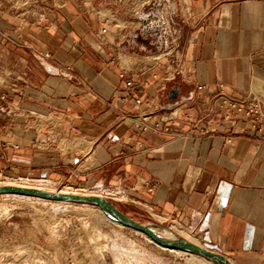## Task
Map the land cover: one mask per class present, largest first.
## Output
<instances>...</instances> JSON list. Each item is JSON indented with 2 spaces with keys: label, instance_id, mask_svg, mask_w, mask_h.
<instances>
[{
  "label": "crops",
  "instance_id": "obj_1",
  "mask_svg": "<svg viewBox=\"0 0 264 264\" xmlns=\"http://www.w3.org/2000/svg\"><path fill=\"white\" fill-rule=\"evenodd\" d=\"M102 3L0 0V173L93 186L232 264H264V137L236 121L193 129L221 121L207 113L220 91L264 100V0H187L180 51L139 64L121 45L139 31L148 46L155 26ZM144 113L176 135L143 131Z\"/></svg>",
  "mask_w": 264,
  "mask_h": 264
},
{
  "label": "rangeland",
  "instance_id": "obj_2",
  "mask_svg": "<svg viewBox=\"0 0 264 264\" xmlns=\"http://www.w3.org/2000/svg\"><path fill=\"white\" fill-rule=\"evenodd\" d=\"M124 1L126 3L123 5L122 0H103L102 5L109 9L113 7L118 12V15L114 16L121 23L124 21L121 15H125L137 26L144 23L147 29L155 26L152 31L154 37L148 46L140 42L144 38L139 31L136 34L140 40L131 39L121 45L122 49H130L132 63L139 64V59L148 62L150 59L146 60V57L166 62L170 56L180 51L183 44L179 45L178 49L175 45L177 39L183 43L187 36L188 27L183 21V15H186L187 11L182 7L187 0ZM160 19L166 24L161 27L157 26L158 23L154 25L153 21ZM174 29L177 32H174ZM9 182L42 186L55 191L73 188L84 195L105 196L93 186L61 180H31L0 173V183ZM122 200L125 199L121 201L111 199L120 210L135 220L158 224L174 233L178 232L196 239L177 223L151 216L140 207L128 205ZM145 236L112 221L94 204L82 202L56 204L34 197L0 194V264L214 263L191 253L162 248Z\"/></svg>",
  "mask_w": 264,
  "mask_h": 264
},
{
  "label": "water",
  "instance_id": "obj_3",
  "mask_svg": "<svg viewBox=\"0 0 264 264\" xmlns=\"http://www.w3.org/2000/svg\"><path fill=\"white\" fill-rule=\"evenodd\" d=\"M178 88L174 87L170 94L176 95ZM0 194L20 195L34 197L38 199L59 201V202H82L98 206L102 213L112 221L145 234L158 246L165 249L177 250L187 253H193L205 259L213 261L215 264H232L223 254L215 252L208 248L201 247L181 235L174 233L168 228L154 223H141L118 208V206L108 197L103 195H75L60 192L40 190L36 188H27L19 186H0ZM161 231H169L172 236H163Z\"/></svg>",
  "mask_w": 264,
  "mask_h": 264
},
{
  "label": "built area",
  "instance_id": "obj_4",
  "mask_svg": "<svg viewBox=\"0 0 264 264\" xmlns=\"http://www.w3.org/2000/svg\"><path fill=\"white\" fill-rule=\"evenodd\" d=\"M162 17V15H160ZM157 26L161 27L164 23L162 19L157 21ZM168 30V29H167ZM107 30L104 29L103 33ZM182 70V62H178L176 65V72L173 75V79L176 75L180 74ZM121 77H125V74H121ZM157 77V75H155ZM163 86L165 83L162 84ZM126 87L130 91H135L140 86L136 85L132 78L126 79ZM197 89H204L203 85L196 86ZM134 105H141L143 100L142 97L133 98ZM209 108L207 113L221 114L222 119L220 122L215 124L211 119H199L197 123L193 126L194 130H197L199 134H207L211 132L213 127L217 126L219 128H224L226 124L230 122H243L244 126L242 128L243 132H249L253 134H259L264 137V100L258 99L252 96H242L237 97L220 91L218 94L213 96L212 100L209 102ZM135 123L142 127L143 131H154L165 135H176V133L166 125L160 122L152 123L149 121V115L139 114L133 117ZM231 142V140H229ZM149 184H147L148 186ZM154 185H150L149 189L152 191Z\"/></svg>",
  "mask_w": 264,
  "mask_h": 264
},
{
  "label": "bare ground",
  "instance_id": "obj_5",
  "mask_svg": "<svg viewBox=\"0 0 264 264\" xmlns=\"http://www.w3.org/2000/svg\"><path fill=\"white\" fill-rule=\"evenodd\" d=\"M0 186H19V187H27V188H36V189H40V190H46V191H52V192H60V193H65V194H75V195H84V194H82V193H80V192H78V190L77 189H73V188H66V189H61L60 191H55V190H47V189H45L44 187H42V186H39V187H35V186H32V185H18V184H16V183H11V182H9V183H0ZM80 190V189H79ZM92 195H94V194H92ZM97 196H99V194L97 195ZM44 200V199H43ZM49 202H52V203H59V201H50V200H48ZM99 208V207H98ZM100 209V208H99ZM175 229V228H174ZM177 232V231H176ZM163 236H166V237H171L172 236V234L169 232V231H161L160 232ZM178 233V232H177ZM186 233V232H185ZM179 234V233H178ZM144 235V234H143ZM179 235H181V234H179ZM182 237H184V238H186L187 240H189V241H191V242H193V243H195V244H197V245H199V246H201V247H204L205 248V246L199 241V240H197V239H194V238H192L191 236H189V235H181ZM146 237V236H145ZM149 239V238H148ZM163 248V247H162ZM170 250V249H169ZM170 251H174V250H170ZM177 251V250H176ZM180 252H182V251H180ZM192 255H193V253H191ZM194 255H196V254H194ZM196 256H198V255H196ZM199 257H201V256H199ZM204 258V257H203ZM208 260V259H207ZM209 261H211V260H209ZM211 262H213V261H211ZM214 264V263H213Z\"/></svg>",
  "mask_w": 264,
  "mask_h": 264
}]
</instances>
